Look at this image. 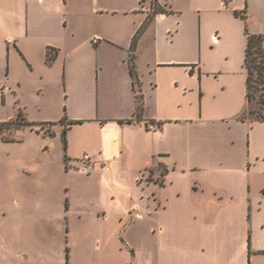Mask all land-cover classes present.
<instances>
[{
	"label": "crops",
	"instance_id": "1",
	"mask_svg": "<svg viewBox=\"0 0 264 264\" xmlns=\"http://www.w3.org/2000/svg\"><path fill=\"white\" fill-rule=\"evenodd\" d=\"M263 13L0 0V93L47 114L0 128V264H264V102L244 67Z\"/></svg>",
	"mask_w": 264,
	"mask_h": 264
},
{
	"label": "trees",
	"instance_id": "2",
	"mask_svg": "<svg viewBox=\"0 0 264 264\" xmlns=\"http://www.w3.org/2000/svg\"><path fill=\"white\" fill-rule=\"evenodd\" d=\"M156 11V9L154 10ZM136 38V37H135ZM133 39V42L135 40ZM264 36L262 34H249L247 32L245 56H244V67L246 70V97L249 101H256L259 106L264 102V46H263ZM52 56L48 55L47 60L51 61ZM129 72L132 78L133 89L136 91L139 86L138 77L134 67V57L133 54L130 55L128 59ZM140 97L137 96L138 105L140 107ZM138 109V108H137ZM259 117L260 112H257ZM21 118L22 123L27 124L25 118L21 113L18 114L17 119ZM16 119V120H17ZM14 121L0 122V128L10 125ZM29 124V123H28ZM31 124V123H30ZM65 147V140H63Z\"/></svg>",
	"mask_w": 264,
	"mask_h": 264
},
{
	"label": "rangeland",
	"instance_id": "3",
	"mask_svg": "<svg viewBox=\"0 0 264 264\" xmlns=\"http://www.w3.org/2000/svg\"><path fill=\"white\" fill-rule=\"evenodd\" d=\"M152 6L154 8L156 7V5H152ZM262 17H264V13L262 14ZM24 88H25L24 90L26 91L32 88V82L30 81V79L26 80ZM4 97L0 93V118L11 119L10 118L11 116L9 115H12V116H15L14 122L16 124H21L23 120L21 118L17 119V116L19 113H21L24 118H27L30 122H33V123H36L39 121L37 120L38 117L47 115L45 114L44 111H41L40 113L37 112L36 109L32 106L35 101L34 95L32 94L31 95L27 94L24 97V100H18L17 98L13 99L12 97L8 96V101H6V103H5L6 99ZM256 111L260 112V109L258 106H256Z\"/></svg>",
	"mask_w": 264,
	"mask_h": 264
},
{
	"label": "built area",
	"instance_id": "4",
	"mask_svg": "<svg viewBox=\"0 0 264 264\" xmlns=\"http://www.w3.org/2000/svg\"><path fill=\"white\" fill-rule=\"evenodd\" d=\"M215 38V36H214ZM262 118L264 119V112L262 114ZM158 124L157 123H148L147 124V128L149 130H156L158 128ZM79 161L81 162V166L78 167L79 169L82 170H88L91 167H93V161L91 159V157L89 156V154H83L80 158Z\"/></svg>",
	"mask_w": 264,
	"mask_h": 264
}]
</instances>
